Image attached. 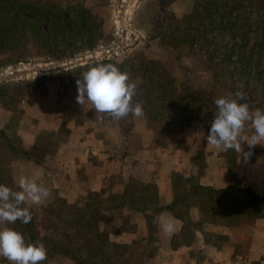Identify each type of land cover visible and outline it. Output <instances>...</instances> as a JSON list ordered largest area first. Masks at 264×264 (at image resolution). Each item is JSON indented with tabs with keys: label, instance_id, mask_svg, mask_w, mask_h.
Wrapping results in <instances>:
<instances>
[{
	"label": "crops",
	"instance_id": "obj_1",
	"mask_svg": "<svg viewBox=\"0 0 264 264\" xmlns=\"http://www.w3.org/2000/svg\"><path fill=\"white\" fill-rule=\"evenodd\" d=\"M169 9L183 16L190 0H170ZM34 91L13 107L0 100V130L18 149L9 152L13 183L18 187L26 176L50 189L42 204L26 202L31 210L59 198L77 207L99 204L107 261L98 255L92 263L264 264V215L243 213L230 200L243 197L242 190L264 195V146L245 158L246 141L241 154L225 152L207 143L209 130L168 131L144 112L122 126L96 113L90 101L79 103L78 91L62 84ZM253 132L247 123L243 135ZM156 216L174 225L171 235L154 223ZM40 235H46L42 228ZM75 263L59 251L42 262ZM0 264L9 262L0 257Z\"/></svg>",
	"mask_w": 264,
	"mask_h": 264
},
{
	"label": "rangeland",
	"instance_id": "obj_2",
	"mask_svg": "<svg viewBox=\"0 0 264 264\" xmlns=\"http://www.w3.org/2000/svg\"><path fill=\"white\" fill-rule=\"evenodd\" d=\"M9 1L0 5V76L23 66L44 64L48 68L41 75L1 80L0 100L5 106H15L29 92L52 81L69 93L77 91L83 73L111 63L128 71L136 83L133 103L142 105L152 125L162 124L168 131H181L178 121L184 128L208 131L217 111L214 100L236 91L245 93L251 108L264 109V12L251 3L254 0H212L211 20L202 12L206 0H190L191 10L180 17L169 9L170 0H134L130 40L100 56L93 53L115 41L120 0H30L37 11L16 10L13 26ZM41 7L46 19L38 14ZM68 7L72 8L69 19L58 13ZM194 8L202 19H189ZM130 30L138 34L137 39ZM102 115L108 122L115 120ZM4 147L2 138L0 149ZM230 200L240 204L243 213L257 211L246 195H231ZM61 206L55 201L31 211L46 232L36 243L43 241L50 254L56 251L52 247L58 240L62 247L71 241L75 244L67 246L82 255L80 263L91 264L75 210L65 209L57 215ZM83 207H78L80 212L90 215L96 208L95 204Z\"/></svg>",
	"mask_w": 264,
	"mask_h": 264
},
{
	"label": "clouds",
	"instance_id": "obj_3",
	"mask_svg": "<svg viewBox=\"0 0 264 264\" xmlns=\"http://www.w3.org/2000/svg\"><path fill=\"white\" fill-rule=\"evenodd\" d=\"M137 85L132 81L128 71L107 63L99 64L83 73L77 80V101L83 105L90 101L96 113L108 114L119 120L129 115L143 116L139 102L133 103ZM217 111L206 136L208 144L227 152L234 149L242 153V142L246 141L249 151L245 158L251 156L256 145L264 146V109L251 108L245 93L236 91L214 100ZM250 123L253 134L245 136L246 124ZM19 191L0 184V223L15 225L17 221L28 224L32 220L27 201L34 205L42 204L50 195V189L43 182L21 176L18 181ZM165 235H171L174 225L164 222L160 216L154 217ZM47 247L43 241L38 243L26 240L23 233L14 227L0 229V257L9 264H42L47 259Z\"/></svg>",
	"mask_w": 264,
	"mask_h": 264
},
{
	"label": "trees",
	"instance_id": "obj_4",
	"mask_svg": "<svg viewBox=\"0 0 264 264\" xmlns=\"http://www.w3.org/2000/svg\"><path fill=\"white\" fill-rule=\"evenodd\" d=\"M9 2L11 5L10 10L13 11L12 15L8 16L9 20H10V26L14 25V17H15L16 10L23 9V10H26L28 14H31V13H34V11H37V9L34 8V6H33L34 3L30 0H19V1L18 0H11ZM257 2H258V4H257ZM259 2H261V6H260ZM212 3H213L212 0H206L204 7H203V10H202V12L205 15V18L207 20L212 19L211 18L213 15ZM251 3L258 5V8L264 12V0H254ZM0 5H2L4 7L6 5V0L0 2ZM45 11H46V9H45ZM58 13L62 17L69 19L71 16V13H72V8L68 7V9H64V8L59 9ZM38 14L41 16L42 19H46L44 17V10L42 7L40 8V10H38ZM195 16L199 20L202 19L201 17H199L200 14L198 13V10L196 8H194L192 10V12L189 14V19L195 18ZM24 18H25V21L27 23L32 22L31 18H29V17H24ZM217 21L221 22L222 19H219ZM150 64H153V62L150 61ZM167 93H168V91H167ZM143 111H144V109H143ZM130 116H132V115H129L128 117H130ZM147 118L151 119L149 114L147 115ZM153 120H154V122L155 121L159 122L158 119L154 118ZM120 123L122 126L127 124L125 119H122V121H120ZM179 124H180V126L177 128V130L184 128V127H182V124L179 123V121H178V125ZM2 138L5 139L4 140L5 141V147L2 150L0 149V184L8 185V186L12 187L14 190L19 191L20 190L19 187L15 186L13 183L12 176H11V170H10V167L8 165V161L10 159L9 152L15 153L18 151V149L15 147L13 142L10 139H8L4 135V133L0 130V139H2ZM208 191H211L214 194H217L220 192V190H215L212 188H210ZM242 191L246 196H248V200L252 203V205L254 204L253 206L255 207V211L257 210L256 212L254 211L255 213H253V212H248V213L256 215V216L264 215V195L257 196L251 191H247V190H242ZM58 201L61 202L62 206L58 209V213H56L57 215H59L60 212L65 210V209L75 210L76 223H78V225H81V227H82V233L83 234H82L81 240L85 243L86 248L84 250H85L87 256L91 257V258H95L99 255L100 260L106 263L107 255H106L105 250L103 248V244L106 243V236L103 232H99V230L97 228V223L99 220V214H100V209H101L99 204H95L96 208L93 210L94 213L92 215H90V214H83L82 212H80V208H78L75 203H67L62 198H59ZM89 204H90V202L85 203L84 207L87 208L89 206ZM84 207L82 209H84ZM30 211H32V210L30 209ZM35 221L36 220L34 219L33 214H32V220L28 224H22L19 221H17L16 224L11 225V227H14L17 230L21 231L23 233V235L25 236L26 240H28L29 242L36 243L38 241L39 236H40L41 228L38 225V223ZM72 244L74 245L75 243L70 241V242L65 243V245H66L65 247H62L60 245V242H56V243H54V246L52 247V249L69 255L71 258H73L75 260V262H76L75 264H78L82 255L80 253H78L74 247H71V248L68 247V246H71ZM94 263H92V264H94Z\"/></svg>",
	"mask_w": 264,
	"mask_h": 264
},
{
	"label": "bare ground",
	"instance_id": "obj_5",
	"mask_svg": "<svg viewBox=\"0 0 264 264\" xmlns=\"http://www.w3.org/2000/svg\"><path fill=\"white\" fill-rule=\"evenodd\" d=\"M134 8V0H120L119 6H118V16L123 14V20L122 22L119 21L118 17L116 18L114 24L116 29V38L115 41L105 50H97L95 53H93V56H100L103 54L110 53L111 51H114L117 47L123 45L125 42L129 41V35L130 32L128 31L130 16L133 12ZM92 54L87 55V57H90ZM44 66V64H35L33 66H23L22 68L16 69V71L11 70H5L2 74V76H15V75H21L23 74L25 77L35 76V75H41L42 72H31L33 69ZM1 77V76H0Z\"/></svg>",
	"mask_w": 264,
	"mask_h": 264
},
{
	"label": "water",
	"instance_id": "obj_6",
	"mask_svg": "<svg viewBox=\"0 0 264 264\" xmlns=\"http://www.w3.org/2000/svg\"><path fill=\"white\" fill-rule=\"evenodd\" d=\"M122 15L123 14L118 16V19H119L120 22H122V20H123V16ZM130 31L134 34L135 38L137 39L138 38V34L136 32H134V31H132V30H130ZM47 68L48 67H45V66L44 67H37V68L33 69L31 72H34V71L35 72H43ZM21 75H23V74H21ZM17 76H19V75H17ZM7 78H9V77H0V81L3 80V79H7Z\"/></svg>",
	"mask_w": 264,
	"mask_h": 264
}]
</instances>
